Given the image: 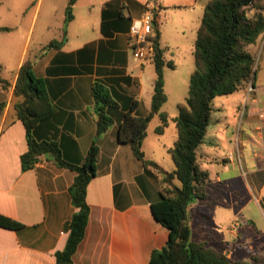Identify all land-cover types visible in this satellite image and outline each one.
<instances>
[{"label":"crops","instance_id":"obj_1","mask_svg":"<svg viewBox=\"0 0 264 264\" xmlns=\"http://www.w3.org/2000/svg\"><path fill=\"white\" fill-rule=\"evenodd\" d=\"M208 2L77 0L73 7V19L66 26L69 0H63L60 6V36L53 39H64L66 27L63 46L46 49L50 40L40 41L35 49H31V26L17 53L0 48L1 76L6 68L5 58L17 57L12 76H2L10 82L9 88L4 89L0 84V214L24 225L19 230L0 227V264H59L56 253L65 248L71 218L78 211L70 194L76 172L59 167L52 156L45 154L40 156L35 168L28 171L22 169L21 155L28 150V142L26 128L15 110L20 98L14 95V89L20 68L27 60L34 63L35 75L44 80L48 99L45 106L47 118L38 123L37 138L62 141L65 157L80 164L85 162L94 141L99 147L97 175L87 189L89 222L85 237L74 255V264H148L152 252L167 244L170 232L158 222L152 211V204L160 198L161 179L136 158L129 144L118 141L117 126L123 120L121 114H117L115 124L97 138L93 86L96 83L104 85L119 103L121 113L126 112L134 102H137L139 111L144 94L151 109L155 66L153 61L139 62L133 58L129 35L132 21L141 17L146 4L152 3L160 24L162 46L168 47L169 52L171 46L164 39L161 23L164 20L179 22L174 27L183 30L192 25L197 32ZM11 28L13 30L7 33L14 34L17 28ZM255 46L250 47L253 53ZM261 56H264V51ZM166 60L172 61L167 57ZM176 67H165L164 73L166 69L176 70ZM241 91L244 92L248 119L256 118L258 113L261 115V118L257 117L260 125L255 128L261 133L257 137L247 135V140L263 145L264 150V86L256 84L253 88L255 93L251 96L245 90ZM236 108H240V102L236 103ZM219 121L217 118L213 120L212 115L204 143L198 149V157L202 169L210 173L212 184L218 183L228 193L224 192L217 201L213 200L209 194L211 184L209 199L194 202L189 207L191 227L197 222L196 219L192 222V206L201 210L196 230L203 234L193 241H206L217 250L214 246L217 242L222 241L229 247L225 235L242 239L247 232L235 221L236 201L232 196L235 192L230 193L229 190L233 180L231 175H239L236 161L240 171L246 173L242 161V155L246 154L242 146L245 134L225 137L220 134ZM174 127L176 130L175 123ZM260 156L264 159V151ZM216 167L215 173L212 172ZM208 205L214 210L210 212ZM209 226L214 227V236L210 235ZM219 251L232 258L230 249ZM256 256V261L252 259L254 262L260 260Z\"/></svg>","mask_w":264,"mask_h":264},{"label":"trees","instance_id":"obj_2","mask_svg":"<svg viewBox=\"0 0 264 264\" xmlns=\"http://www.w3.org/2000/svg\"><path fill=\"white\" fill-rule=\"evenodd\" d=\"M77 0H69L66 8L65 25L73 19V7ZM155 33L151 38L154 46L153 63L156 71L151 109L145 116L137 111L134 102L126 112H119L120 105L108 89L96 83L93 86L95 112L97 115V138L106 133L116 122L115 116L122 115L117 126L118 141L129 144L134 155L146 168L162 176L160 198L152 204L155 218L170 232L167 244L152 252L148 264H251L238 262L210 246L206 241L192 240L189 207L201 200H208V188L212 184L210 173L202 169L198 149L204 143L217 110L214 100L229 96L251 83L256 87L257 58L250 50L264 38V0H209L197 31L195 41V70L191 74L188 97L178 105V115L170 118L161 109L168 100L165 92L164 68L174 69L173 61L166 60L168 47L161 43L160 24L154 18ZM11 27H0V32H10ZM64 39L52 40L46 49L63 46ZM264 49V48H263ZM1 69V67H0ZM0 84L8 89L10 82L0 75ZM14 95L20 98L15 104L18 118L26 128L28 150L21 155L23 171L35 168L40 156L50 155L55 163L77 173L70 188L72 204L76 211L69 224V237L65 248L56 253L59 264H74V255L85 237L90 217L87 189L97 175L96 163L99 156L97 141L88 151L85 162L75 163L64 155L63 142L37 138V126L47 118L45 106L48 99L45 82L34 72V63L27 60L21 66L15 84ZM158 115L161 124L157 134H164L172 120L177 130V139L170 149L175 164L173 171L165 170L159 163L146 159L144 141L153 118ZM0 227L19 230L20 222L0 214ZM254 261L257 256L247 250Z\"/></svg>","mask_w":264,"mask_h":264},{"label":"rangeland","instance_id":"obj_3","mask_svg":"<svg viewBox=\"0 0 264 264\" xmlns=\"http://www.w3.org/2000/svg\"><path fill=\"white\" fill-rule=\"evenodd\" d=\"M62 2L63 0H0V27L17 28L14 34L0 32V48H7L10 53H17L21 41L26 38L31 26L33 28L31 49H35L40 41L49 42L56 38L59 39L60 24L62 22L60 6ZM177 23L179 22H166V20L161 23L164 39L171 46L166 57L177 66L176 70L166 69V73H164L166 79L165 92L168 100L161 111L170 118L178 115V105L186 101L190 76L195 69L194 49L197 32L192 29V25L188 26L186 30H183V27V29H176L174 24L178 25ZM263 48L264 38L258 42L257 47L252 48L257 58V67H259L256 80L258 86H264V56H261L263 55ZM16 58L15 56L11 57V59L9 57V60L5 58L6 68L2 71L3 77L10 78L12 76L11 71L14 68V59ZM243 90L249 96L255 93L251 83L246 85ZM243 95L244 92L240 90V92L229 96L217 97L214 100V106L217 110L213 113V120H216V118L220 120L218 122L219 128H221L220 134L225 135V137L233 134H243L244 136L245 134L242 146L243 152L246 151V154L242 155V161L246 173H243L242 170L240 171L239 163L236 161L235 167L239 169V177L236 176L237 174L235 176L231 175L233 180L229 185V190L230 193L235 192L234 194L232 193L236 201L235 221L247 232L242 239L238 237L232 239L229 234L225 235L229 247L224 245L222 241L215 243L214 246L219 250L229 251L230 249L234 261L264 264V159L260 156L264 150L262 149L263 145L251 143L250 139L247 140V135L257 137L261 133L255 130L256 126L260 125L257 117L261 118V115L258 113L256 118L248 119L245 111L246 100ZM239 102L240 108L237 110L236 103ZM149 111L150 102L147 95L144 94L143 104L138 114L145 116ZM249 120L254 122L251 123ZM160 124V117L156 115L149 125L148 138L144 141L143 151L146 159L157 162L166 170L172 171L175 168V164L171 154L168 152V148L174 147L177 139V130H175L174 123L171 120L164 134H156L154 129ZM254 153H258V155L255 156ZM215 169L217 167L213 168L212 172L215 173ZM230 173L232 174L233 171H230ZM157 175L160 179L162 178L160 174L157 173ZM209 192L210 198L217 201L219 195L224 194V192L227 194L228 190H222L218 183H214L210 186ZM191 209L192 222L193 219L197 220L194 225L192 224V240H198L203 234L196 230V226H199L201 210L197 207L194 208V206ZM207 209L210 212L214 210L210 205L207 206ZM207 222H210V220ZM209 231L211 236L215 235L213 226H209ZM247 248L252 251V254L260 257L258 262L252 260L251 254L246 250Z\"/></svg>","mask_w":264,"mask_h":264},{"label":"built area","instance_id":"obj_4","mask_svg":"<svg viewBox=\"0 0 264 264\" xmlns=\"http://www.w3.org/2000/svg\"><path fill=\"white\" fill-rule=\"evenodd\" d=\"M155 6L152 3L145 5L141 17L132 21L130 27V49L133 58L139 62L153 61L154 46L151 38L155 33Z\"/></svg>","mask_w":264,"mask_h":264}]
</instances>
